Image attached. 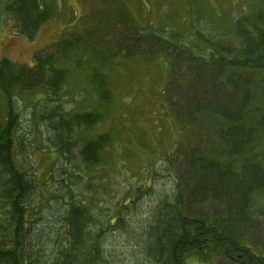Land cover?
Wrapping results in <instances>:
<instances>
[{"label": "trees", "instance_id": "trees-1", "mask_svg": "<svg viewBox=\"0 0 264 264\" xmlns=\"http://www.w3.org/2000/svg\"><path fill=\"white\" fill-rule=\"evenodd\" d=\"M113 2L102 0V5L118 9ZM55 3L4 0L1 9L15 23L16 33L31 40L57 14ZM252 3L231 17L223 36L204 42L201 55L179 37L139 27L126 16L115 31L105 13L106 30L92 24L89 31H64L48 51L33 55L31 65L0 60V264H75L83 252L100 253L96 244L81 250L92 237L95 215L66 184L60 183L54 225H34L29 198L37 188L50 187L33 165L25 167L29 133L19 134L26 107L21 104L29 103L33 93L42 96L32 115L59 159L104 165L111 158L113 137L94 130L115 101L106 68L117 57L156 55L170 60L163 92L192 143L188 147L190 142L183 140L177 149L174 191L149 209L144 252L157 264H182L192 252L203 262L220 254L239 264H264V215L251 207L255 194L264 190V0ZM101 33L107 37L101 39ZM80 74L93 103L87 110H63L64 88H72ZM168 154L166 162L173 168Z\"/></svg>", "mask_w": 264, "mask_h": 264}, {"label": "rangeland", "instance_id": "rangeland-1", "mask_svg": "<svg viewBox=\"0 0 264 264\" xmlns=\"http://www.w3.org/2000/svg\"><path fill=\"white\" fill-rule=\"evenodd\" d=\"M54 1L57 14L28 40L16 33L15 23L1 9L4 0H0V60L6 58L15 64L31 65L33 55L53 46L64 31H89L92 24L106 30L105 13L115 31L120 30L119 20L126 16L139 27H154L162 36L179 37L189 50L201 55L206 52L205 41L223 36L221 30L226 29L231 17L253 4V0H115L113 7L118 9H109V6L106 9L102 0ZM194 3L198 4L197 9ZM100 35L101 39L107 37V34ZM117 58L109 71L106 68L115 101L110 115L94 130L109 132L113 137L111 158L104 165L86 167L75 158L59 159L46 144L45 132L36 125L38 121L32 115L42 96L33 93L29 103L21 104L26 107L21 110L24 129L19 134L29 133L24 146L25 167L33 165L50 187L49 190L37 188L29 198L35 209L34 225L39 229L54 225L58 216L55 203L62 200L59 197L64 184L75 199L83 198L95 215L96 224L90 228L92 237L85 239L81 250L94 248L96 244L100 253L83 252L75 264H157L144 252L142 244L147 240L143 230L149 227V209L159 197H169L174 191L171 177L176 176L175 165L180 161L177 149L183 140L190 142L188 147L192 143V139H186L183 121L174 119L168 107L169 96L163 92L169 58L166 55ZM83 79L80 74L72 81L75 83L72 88L65 86L63 110H87L92 105L90 86ZM168 152L173 168L166 162ZM251 207L264 215V190L255 194ZM182 264L239 263L220 254L203 262L192 252Z\"/></svg>", "mask_w": 264, "mask_h": 264}]
</instances>
